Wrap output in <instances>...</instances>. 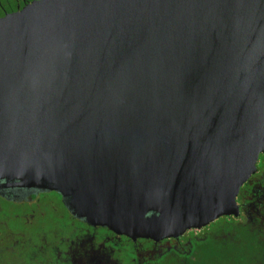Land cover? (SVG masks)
I'll use <instances>...</instances> for the list:
<instances>
[{
  "label": "water",
  "instance_id": "1",
  "mask_svg": "<svg viewBox=\"0 0 264 264\" xmlns=\"http://www.w3.org/2000/svg\"><path fill=\"white\" fill-rule=\"evenodd\" d=\"M264 152V0H34L0 17V180L132 238L236 215Z\"/></svg>",
  "mask_w": 264,
  "mask_h": 264
},
{
  "label": "flooded vegetation",
  "instance_id": "2",
  "mask_svg": "<svg viewBox=\"0 0 264 264\" xmlns=\"http://www.w3.org/2000/svg\"><path fill=\"white\" fill-rule=\"evenodd\" d=\"M32 1L0 0V17ZM236 202V215L177 238L153 240L121 235L76 217L58 192L0 180V228L10 234L15 229L11 220L21 225L10 238L0 231V256L6 254L16 264H264V152ZM15 209L20 212L14 214Z\"/></svg>",
  "mask_w": 264,
  "mask_h": 264
},
{
  "label": "rangeland",
  "instance_id": "3",
  "mask_svg": "<svg viewBox=\"0 0 264 264\" xmlns=\"http://www.w3.org/2000/svg\"><path fill=\"white\" fill-rule=\"evenodd\" d=\"M3 207H4V210H8V206L6 204H4ZM20 210H22V209L20 208ZM20 210L15 209L14 214L15 213H19ZM19 226H21L19 220H16V219L11 220L10 228L11 227H14L15 229H11L10 230V234H7V232H4L5 230L2 231L1 228H0V231H2V237H4V238H6V237L10 238L11 237V232H17L16 231V227H19ZM5 243H6V240H5ZM3 256L4 257H1L0 256V264H16L15 261L10 258V256L8 257L6 254H3ZM210 264H219V263H216V262H214L212 260L210 262ZM220 264H229V261L222 260Z\"/></svg>",
  "mask_w": 264,
  "mask_h": 264
}]
</instances>
